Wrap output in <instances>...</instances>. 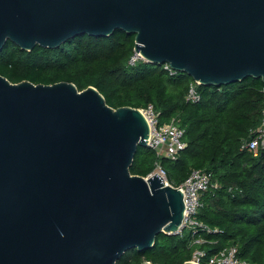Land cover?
<instances>
[{"label": "water", "instance_id": "1", "mask_svg": "<svg viewBox=\"0 0 264 264\" xmlns=\"http://www.w3.org/2000/svg\"><path fill=\"white\" fill-rule=\"evenodd\" d=\"M116 31L199 85L264 84V0H0V52ZM149 139L140 109L95 87L0 75V264H118L176 235L182 191L130 170Z\"/></svg>", "mask_w": 264, "mask_h": 264}, {"label": "trees", "instance_id": "2", "mask_svg": "<svg viewBox=\"0 0 264 264\" xmlns=\"http://www.w3.org/2000/svg\"><path fill=\"white\" fill-rule=\"evenodd\" d=\"M135 36L116 31L110 37L81 35L58 49L37 46L27 52L8 42L0 52V75L18 84L68 82L79 91L95 87L107 104L118 109H143L152 104L160 124L180 119L187 147L176 160L160 159L169 182L183 183L193 170L213 176L198 219L211 232L182 236L161 234L152 249L128 251L118 264H185L195 249L212 256L229 246L250 264H264V150L254 156L243 149L260 127L264 84L248 78L229 85L197 86L198 102L187 98L193 80L170 74L164 66L144 61L130 66ZM159 159L151 148L139 147L132 175L148 177ZM205 243L193 245L195 238Z\"/></svg>", "mask_w": 264, "mask_h": 264}, {"label": "built area", "instance_id": "3", "mask_svg": "<svg viewBox=\"0 0 264 264\" xmlns=\"http://www.w3.org/2000/svg\"><path fill=\"white\" fill-rule=\"evenodd\" d=\"M141 61L145 62L142 56L134 50L130 57L129 65L136 66ZM164 69L172 75L177 73L167 64L164 65ZM198 85L199 84L195 81L190 84L187 95L189 101H199L200 97L197 93ZM140 111L143 113L150 126L149 148L156 152V156L159 159L156 163L155 170L146 177V179L157 174L163 179L165 186L179 189L183 193L185 214L182 225L176 235L182 236L184 232L188 231L192 232L193 237H195L199 231L211 232L210 228L198 219V214L203 206L202 199L205 193L211 187L218 188L219 184H214L212 174L203 170H193L189 177L179 185L171 184L167 178L166 171L161 165L160 159L167 158L176 160L178 158L181 151L187 147V143L184 140L185 130L181 127L180 119L177 117L172 118L168 123L160 124V114L155 110L152 104L148 105L146 108L140 109ZM243 149L251 152L254 156H258V154L264 150V107L257 135L246 143ZM204 243L205 240L198 237L193 241V245H202ZM190 262L195 264H250L238 257L237 246L226 247L212 256H209L206 251L197 248L193 251Z\"/></svg>", "mask_w": 264, "mask_h": 264}]
</instances>
